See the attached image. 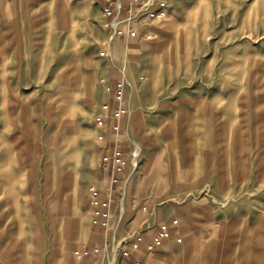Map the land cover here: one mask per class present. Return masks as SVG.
I'll return each mask as SVG.
<instances>
[{
	"label": "rangeland",
	"instance_id": "374dc122",
	"mask_svg": "<svg viewBox=\"0 0 264 264\" xmlns=\"http://www.w3.org/2000/svg\"><path fill=\"white\" fill-rule=\"evenodd\" d=\"M100 2L0 0V264H76L81 258L96 200L91 188L110 144L106 121L98 120L104 103L173 113L189 100L196 103L192 95L211 101L202 107L211 122L226 120L215 132L225 139L228 164L239 154L252 157L251 176L235 178L228 170L226 194L206 193L228 215L258 211L252 246L262 257L264 0H168L164 17L151 19L146 12L135 24L138 35L125 28L105 55L112 17ZM118 68L131 81L122 101L102 83L109 76L121 81ZM179 117L182 122L186 114ZM134 132L127 126L120 131L132 147L128 155L122 152L131 164L130 183L145 156ZM155 132L186 141L185 127ZM216 227L226 252L241 240L239 254L250 249V227L240 220ZM122 239L115 236L108 251H117Z\"/></svg>",
	"mask_w": 264,
	"mask_h": 264
},
{
	"label": "crops",
	"instance_id": "0c3cea01",
	"mask_svg": "<svg viewBox=\"0 0 264 264\" xmlns=\"http://www.w3.org/2000/svg\"><path fill=\"white\" fill-rule=\"evenodd\" d=\"M109 1L101 0V8L107 7ZM116 80L109 76L107 84L115 86ZM188 98L197 101L190 103L189 100L185 107H176L173 113L171 110H159L158 107L152 110L147 105L130 110V102L127 107L129 114L121 119L110 118L109 123L107 121L110 144L104 154L108 153L114 158L119 150L127 155L131 152V143L125 134L120 133L127 126L132 133L137 131L145 156L139 162L138 178L131 179V183L129 159L125 160L121 170L112 162L104 163L101 159L96 182L100 190L92 207V221L86 239L81 243L82 256L76 259V264H110L115 251L113 253L112 248L109 252L108 245L111 242L113 247L114 238L119 235L123 239L117 248L115 264H259L264 254L260 256L257 244L252 246L260 223L258 211H254L251 217L236 213L228 215L206 193L226 194L222 179L227 176L228 170L230 174L234 172L232 177H248L253 172L252 157L239 154L228 164L223 153L225 139L217 137L215 132L220 125L224 130L226 120L211 122L209 113L202 112V107L211 102L206 95ZM167 113L172 114L164 117ZM183 113L186 119L181 122L179 115ZM180 123H184V126H180ZM184 127L185 142H180L176 135L169 140L165 138L172 134L163 135L162 140L155 132ZM211 129H215L212 136ZM239 140L235 139L236 144ZM123 203L125 210L121 214ZM139 206L142 208L135 213ZM125 215L127 219L122 222L119 231V223ZM226 219L233 222L240 220L241 224L250 227L251 247L245 253L238 252L242 240L234 246V251L226 252L224 236L216 227ZM105 220H108L107 225L103 224ZM161 224L169 227L171 236L162 246L149 251L148 245ZM146 225L151 228L147 229ZM141 227H144L142 243L138 248L131 249L129 255L123 254L122 250L131 247L135 231Z\"/></svg>",
	"mask_w": 264,
	"mask_h": 264
},
{
	"label": "built area",
	"instance_id": "2783aa9c",
	"mask_svg": "<svg viewBox=\"0 0 264 264\" xmlns=\"http://www.w3.org/2000/svg\"><path fill=\"white\" fill-rule=\"evenodd\" d=\"M156 1L159 4L157 8L154 7ZM168 5V0H154L152 3H146L144 0H110L109 5L105 9L107 15L112 17V37L109 40L108 47L106 48V52L103 53V55L110 52L115 37L122 34L125 31V28H127L126 32L129 36H137L139 30L138 27L135 26L136 22L140 20L146 12H148V17H151V19L164 17L165 15L162 9L166 8ZM124 14L125 16L123 17ZM146 38L152 39V33L150 32L147 34ZM118 69L122 76L121 81L118 80L115 86L107 84V90L110 91L111 89H114L115 100L122 101L124 97V89L131 87V81L125 71H123L121 68ZM103 82L106 83L107 81L103 80L102 83ZM127 114H129V109L114 107L112 104L106 102L102 105V113L98 116V120L103 122L106 121L107 123L110 118L121 119ZM102 159L104 163L112 162L114 165H116L118 170H121L125 165V158L123 157V153L120 150L117 152L114 158L110 154L105 153ZM91 190L93 194L97 196L100 189L95 186L92 187ZM103 224L107 225L108 220H105ZM146 228L150 229L151 227L146 225ZM170 236L171 231L169 227L166 224H161L159 230L153 235L152 241L148 245V250L154 251L157 247L162 246L165 240H167ZM143 239L144 227H141L135 231V240L132 242L131 247L122 250L123 254L129 255L131 249L138 248ZM81 256L82 255H80V257Z\"/></svg>",
	"mask_w": 264,
	"mask_h": 264
},
{
	"label": "bare ground",
	"instance_id": "6f19581e",
	"mask_svg": "<svg viewBox=\"0 0 264 264\" xmlns=\"http://www.w3.org/2000/svg\"><path fill=\"white\" fill-rule=\"evenodd\" d=\"M115 25H116V23H115ZM114 37V36H113ZM137 146V145H136ZM140 151H141V147L140 146H138L137 147V155H139L140 154ZM134 165H135V168L137 167V161L136 160H134ZM137 169V168H136ZM135 169V170H136ZM124 209V208H123ZM119 243V242H118ZM117 246V245H116ZM116 254H117V251L115 250V256H114V258L112 259V261L110 262V264H115V260H116Z\"/></svg>",
	"mask_w": 264,
	"mask_h": 264
}]
</instances>
